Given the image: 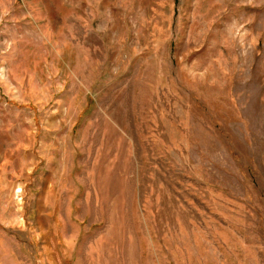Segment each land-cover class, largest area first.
<instances>
[{
  "label": "rangeland",
  "instance_id": "374dc122",
  "mask_svg": "<svg viewBox=\"0 0 264 264\" xmlns=\"http://www.w3.org/2000/svg\"><path fill=\"white\" fill-rule=\"evenodd\" d=\"M0 264H264V0H0Z\"/></svg>",
  "mask_w": 264,
  "mask_h": 264
}]
</instances>
